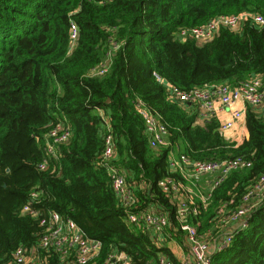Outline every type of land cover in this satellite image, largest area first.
Returning a JSON list of instances; mask_svg holds the SVG:
<instances>
[{"label": "trees", "instance_id": "16d2710c", "mask_svg": "<svg viewBox=\"0 0 264 264\" xmlns=\"http://www.w3.org/2000/svg\"><path fill=\"white\" fill-rule=\"evenodd\" d=\"M242 14L264 16V0H0V264H10L20 247L35 250L45 264H66L40 246L41 220L50 212L103 244L95 264L112 251L135 264H158L161 253L181 264L155 243L147 226L128 222L102 165L108 136L110 163L137 197L134 211L165 213L186 252L177 203L160 187L166 179L190 184L170 169L172 153L191 161L251 162L207 203L195 197L198 214L189 223L199 234L219 235V210L235 209L264 175V112L248 107L249 139L237 145L219 131L217 119L201 117L199 105L171 100L155 74L182 91L256 76L264 85V33L251 21L237 30L222 27L211 40L181 37L182 31ZM73 24L79 36L70 49ZM107 60L105 75H90ZM140 102L167 126L169 146H151ZM58 126L70 137L50 157L47 144ZM33 193L37 215L24 212ZM213 264H264V204Z\"/></svg>", "mask_w": 264, "mask_h": 264}, {"label": "built area", "instance_id": "2783aa9c", "mask_svg": "<svg viewBox=\"0 0 264 264\" xmlns=\"http://www.w3.org/2000/svg\"><path fill=\"white\" fill-rule=\"evenodd\" d=\"M251 21L261 32L264 33V16L242 14L239 16L220 17L202 28H196L191 31H182L183 40L194 38L198 40H211L222 27L237 30L246 22ZM79 36L78 27L73 24L71 27L70 49L75 47ZM111 61L107 60L98 67L92 69L91 76L105 75L111 66ZM158 82L167 89L171 100L180 103L199 105L201 108V117L204 120L217 119L221 111H229L230 117L227 121L219 122V131L226 137V134L237 129L239 124L245 126L248 107H264V85L259 77H253L242 83L233 85L231 83H222L210 85L205 88H196L190 91L181 89L166 83L157 74ZM241 103L242 108H236V104ZM138 112L145 121L146 133L153 148L160 146H169L168 128L155 116L145 105L140 102ZM244 128V127H243ZM50 137L52 142H48L47 156H56V145L65 142L70 137V131L62 126L55 128ZM112 137L108 136L106 141V150L102 159V165L107 169L111 179L112 189L125 209L127 220L131 224L147 226L155 243L161 247H168L170 241H176L171 233L170 221L165 213L156 211H134L137 205V197L132 189L129 188L125 176L120 170L111 165L113 157ZM45 161L40 165L42 170L48 167ZM251 162L242 157L226 159L222 162L213 161H191L185 155L172 153L170 157V169L180 170L186 181L193 183L194 180L202 177H210L211 182L207 194L201 197L205 204L211 198L213 191L223 184L226 179L235 171L250 168ZM160 187L174 197L177 203L176 218L180 224L181 230L187 236L189 251L183 254L181 264H213V257L227 249L233 242L235 233L245 230L249 226L250 218L253 212L264 204V175L254 185L252 189L244 196L242 203L232 208H222L218 214L222 217L219 225V235L208 237L199 234L197 226L189 223V218L196 216L197 207L195 196L192 194L188 185L182 182H176L173 179H166L160 182ZM31 202L24 207V212L31 215H37L32 204L38 199V194H32ZM41 226L44 233L41 237L40 246L42 249L50 252L54 250L66 264H95L96 259L101 255L103 244L100 241L87 237L85 232L71 219L61 216L58 213L50 212L48 217H43ZM227 230L224 234L222 231ZM222 235V236H220ZM177 242V241H176ZM170 250V249H169ZM10 264H45L37 256L35 250H28L20 247L14 253L13 261ZM101 264H135L132 259L123 252L112 251ZM158 264H174L171 258L161 253L158 256Z\"/></svg>", "mask_w": 264, "mask_h": 264}, {"label": "crops", "instance_id": "0c3cea01", "mask_svg": "<svg viewBox=\"0 0 264 264\" xmlns=\"http://www.w3.org/2000/svg\"><path fill=\"white\" fill-rule=\"evenodd\" d=\"M235 107L242 108V104L238 103L236 104ZM260 110L264 112V107H262ZM229 117H230V114H229V111L227 110V111H221L217 119L223 122V121H227ZM225 138L230 141L235 142L237 145L242 144L246 139H249V132L247 130L246 123H245V126H243V124H239L237 129L227 133ZM210 180H211L210 177H205V178L202 177V178L194 180L193 183L188 184V187L190 188L192 194L195 197L201 198L202 196L207 194V191L209 189L210 182H211ZM186 244H187V247L189 248V243L187 242ZM167 245L170 251L175 256H177L180 261L183 254L185 253V250H183L181 245L176 241H170ZM177 248L180 251H177Z\"/></svg>", "mask_w": 264, "mask_h": 264}, {"label": "rangeland", "instance_id": "374dc122", "mask_svg": "<svg viewBox=\"0 0 264 264\" xmlns=\"http://www.w3.org/2000/svg\"><path fill=\"white\" fill-rule=\"evenodd\" d=\"M205 178V177H204ZM177 251H180L178 248H177Z\"/></svg>", "mask_w": 264, "mask_h": 264}]
</instances>
